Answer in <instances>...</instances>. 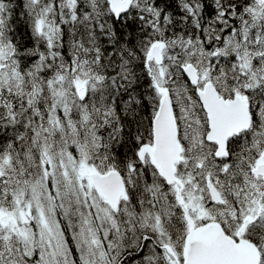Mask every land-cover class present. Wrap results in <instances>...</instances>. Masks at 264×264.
Wrapping results in <instances>:
<instances>
[{
  "label": "snow or ice",
  "instance_id": "6c2138e0",
  "mask_svg": "<svg viewBox=\"0 0 264 264\" xmlns=\"http://www.w3.org/2000/svg\"><path fill=\"white\" fill-rule=\"evenodd\" d=\"M0 264H264V0H0Z\"/></svg>",
  "mask_w": 264,
  "mask_h": 264
}]
</instances>
